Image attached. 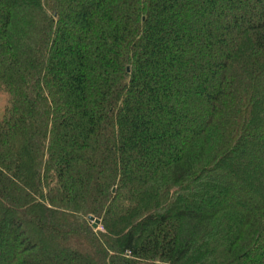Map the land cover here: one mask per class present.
<instances>
[{"label": "trees", "instance_id": "1", "mask_svg": "<svg viewBox=\"0 0 264 264\" xmlns=\"http://www.w3.org/2000/svg\"><path fill=\"white\" fill-rule=\"evenodd\" d=\"M1 97L0 264H264V0H0Z\"/></svg>", "mask_w": 264, "mask_h": 264}, {"label": "rangeland", "instance_id": "2", "mask_svg": "<svg viewBox=\"0 0 264 264\" xmlns=\"http://www.w3.org/2000/svg\"><path fill=\"white\" fill-rule=\"evenodd\" d=\"M190 27H194V25H191ZM213 82L210 83V85H212ZM5 104V99L4 97L0 98V115L2 114V112L4 111L3 106ZM236 168L238 169V181L236 182V180L230 176V177H225V182H217L216 185H214V188L216 190V192H212L209 194L208 197H212L213 198V202L215 204H218L219 202H221V199L224 197V195L227 193V186L228 184L231 182H236L238 183V185H241L240 187H244V186H250L251 183L256 184L255 180L256 178H259L258 174L256 173V171L252 170V169H247L244 168V171L242 168H240V166L236 163ZM257 185V184H256ZM257 189V188H256ZM255 190V189H253ZM205 198V197H203ZM100 229H102V226H99Z\"/></svg>", "mask_w": 264, "mask_h": 264}, {"label": "water", "instance_id": "3", "mask_svg": "<svg viewBox=\"0 0 264 264\" xmlns=\"http://www.w3.org/2000/svg\"><path fill=\"white\" fill-rule=\"evenodd\" d=\"M114 191H115V189H114ZM89 220L92 222L93 228H95V229H98L99 226L101 225V220L96 218L93 215L89 216Z\"/></svg>", "mask_w": 264, "mask_h": 264}]
</instances>
